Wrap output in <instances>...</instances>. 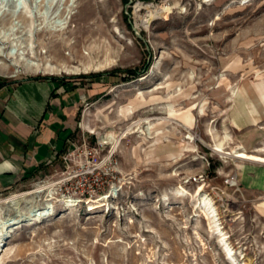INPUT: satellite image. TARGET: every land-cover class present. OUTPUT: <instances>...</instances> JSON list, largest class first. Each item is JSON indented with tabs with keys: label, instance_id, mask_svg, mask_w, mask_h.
I'll use <instances>...</instances> for the list:
<instances>
[{
	"label": "rangeland",
	"instance_id": "374dc122",
	"mask_svg": "<svg viewBox=\"0 0 264 264\" xmlns=\"http://www.w3.org/2000/svg\"><path fill=\"white\" fill-rule=\"evenodd\" d=\"M230 1L37 0L30 16L15 17L11 1L3 3L0 46L41 56L59 51L72 64L114 63L78 75L0 74L3 82L58 77L103 89L83 106L65 162L0 191L2 198L60 179L57 194L78 198L79 205L62 214L57 203L47 219L12 230L0 264H231L196 201L173 194L199 185L217 208L236 261L264 264V163L213 150L226 132L225 151L243 146L264 157V120L253 125L246 114L251 88L264 77V0L226 6ZM147 3L173 8L146 29L134 8L141 4L143 16ZM13 18L18 23L11 29ZM231 89L237 93L230 99ZM145 117L153 119L148 137L132 125ZM103 132L119 138L116 149L101 143ZM199 174L204 181H194ZM112 188L115 197L105 207L87 211Z\"/></svg>",
	"mask_w": 264,
	"mask_h": 264
},
{
	"label": "bare ground",
	"instance_id": "6f19581e",
	"mask_svg": "<svg viewBox=\"0 0 264 264\" xmlns=\"http://www.w3.org/2000/svg\"><path fill=\"white\" fill-rule=\"evenodd\" d=\"M7 0H0V13L4 10V2ZM12 3V15L15 17L18 13H22L25 16H30V2L37 0H10ZM42 1V0H38ZM72 1V0H68ZM203 2H210L212 0H202ZM235 0H231L226 6H229ZM141 4H137L135 9L137 17L140 19V25L148 29L151 21L157 18L161 13L170 12L173 6L169 3H164L162 5L145 4L143 7L146 9V14L140 16L138 10L141 8ZM70 11H68L69 13ZM136 22V21H135ZM16 23V24H15ZM16 20H12L11 29L17 26ZM137 26V24H136ZM27 45V44H26ZM42 51V50H41ZM51 51V50H50ZM53 52V51H52ZM45 53V52H40ZM54 54V53H53ZM78 54V51H75ZM72 55V54H71ZM72 57V56H71ZM114 63L113 59L105 58L103 60H80L78 63L72 64L68 58H65L58 51L53 56L35 54L29 52L28 50L15 49L13 45L2 47L0 46V74L5 76H15L20 70L28 72L31 74H41V75H78L85 74L93 71H101L109 68ZM10 73L8 70H10ZM148 76H142L139 78L140 81L146 79ZM227 81V80H226ZM228 84V83H227ZM226 84V85H227ZM236 90H230L231 99L236 95ZM252 94V109L248 110L249 121L253 125H257L264 120V77L256 79V83L253 84L251 88ZM201 108L199 109V111ZM238 117V114H237ZM151 120L152 118L139 119L132 123L133 126H137V129L144 135L148 137L151 133ZM158 120V119H157ZM86 127V122L83 124ZM132 125H128L127 129L122 132L121 138L126 134L125 132L131 129ZM136 130V129H135ZM92 131V130H91ZM211 132V129H209ZM104 133V132H103ZM105 134V133H104ZM120 134V133H119ZM141 135V134H140ZM142 135V136H143ZM212 138L215 135L211 133ZM119 136V135H118ZM227 133L224 132L222 137L214 140L213 150L217 151L222 155L233 156L240 159H246L250 161L264 163V157L259 154L247 153L245 148L241 146L240 149L231 148L229 151H225L224 145L227 143ZM186 139L192 140L193 137L188 134ZM101 143H109L112 146V150L116 149L119 138L115 137L112 132L106 133L101 137ZM187 147H191L188 145ZM257 151V150H255ZM260 151V150H259ZM62 180L57 182H44L37 184L31 190L12 193L8 196L0 198V252L2 248L6 245V240L10 237V232L12 230L21 228L22 226L31 227L34 226L44 219H47L50 215L55 212V205L58 203L61 207L62 214L70 213L76 209L79 205L80 199L73 196H67L63 194H57L56 186ZM232 183H235L233 178ZM115 188L111 189V192L105 194L104 196L98 197V199L92 204L88 205L87 211L94 212L95 209L99 207H105L106 202L110 197H115ZM175 196H183L184 194L189 195L192 199L196 201V210L201 213L209 224V232L217 235L218 242L221 245V249L224 252L226 259L231 264H239L236 261L233 254V249L227 242V236L222 231L220 227L217 208L214 206L212 199L204 192L203 185H199L193 193L188 192L184 187L179 186L173 191ZM39 196H41V202L35 204ZM171 209V208H170ZM196 213V212H195ZM196 215V214H194ZM199 215V214H198ZM10 250V249H9ZM11 253V250H10ZM1 254V253H0ZM9 254V251L6 255ZM8 256L5 257V259ZM10 257V256H9ZM4 260V259H3ZM7 260V259H6ZM5 261V260H4Z\"/></svg>",
	"mask_w": 264,
	"mask_h": 264
},
{
	"label": "crops",
	"instance_id": "0c3cea01",
	"mask_svg": "<svg viewBox=\"0 0 264 264\" xmlns=\"http://www.w3.org/2000/svg\"><path fill=\"white\" fill-rule=\"evenodd\" d=\"M101 86L58 77L0 81V191L62 160L78 134L83 106L96 102Z\"/></svg>",
	"mask_w": 264,
	"mask_h": 264
},
{
	"label": "built area",
	"instance_id": "2783aa9c",
	"mask_svg": "<svg viewBox=\"0 0 264 264\" xmlns=\"http://www.w3.org/2000/svg\"><path fill=\"white\" fill-rule=\"evenodd\" d=\"M68 155H70V154H68V153H66L63 157H62V160L65 162L66 160H67V158H68ZM205 180V176L203 175V174H199V175H197L195 178H194V181H196V182H202V181H204ZM58 180H56L55 182H57ZM229 183V182H228ZM70 192V191H69Z\"/></svg>",
	"mask_w": 264,
	"mask_h": 264
}]
</instances>
